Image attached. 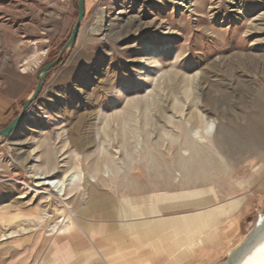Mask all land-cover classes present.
<instances>
[{"label":"rangeland","instance_id":"rangeland-1","mask_svg":"<svg viewBox=\"0 0 264 264\" xmlns=\"http://www.w3.org/2000/svg\"><path fill=\"white\" fill-rule=\"evenodd\" d=\"M76 3L0 0V129L64 47ZM85 11L64 65L20 128L0 138V256L9 246L50 244L86 190L117 173L128 184L159 153L184 181L209 186L212 166L225 185V151L236 161L242 143L264 131V0H85ZM101 11L106 28L93 31ZM202 117L216 133L199 143L191 132ZM193 166L201 173L190 174ZM67 175L63 198L37 186Z\"/></svg>","mask_w":264,"mask_h":264},{"label":"crops","instance_id":"crops-1","mask_svg":"<svg viewBox=\"0 0 264 264\" xmlns=\"http://www.w3.org/2000/svg\"><path fill=\"white\" fill-rule=\"evenodd\" d=\"M252 138L236 161L225 151V185L212 166L209 186L184 181L159 153L128 184L117 173L86 190L50 244L9 246L0 264L218 263L242 222L264 212V131Z\"/></svg>","mask_w":264,"mask_h":264},{"label":"water","instance_id":"water-1","mask_svg":"<svg viewBox=\"0 0 264 264\" xmlns=\"http://www.w3.org/2000/svg\"><path fill=\"white\" fill-rule=\"evenodd\" d=\"M76 11L78 12L77 18L74 25L72 26L73 28L71 30L70 36L66 40L64 47L61 49L60 53L58 54L55 60L49 62V64H46L45 66L37 70L36 72L37 81L34 86V91L23 102L19 114L15 118H13V120L7 126L0 129V138L6 139L7 137H10L13 132H15L17 129L20 128V125L25 120V114L28 112L29 109L33 107L34 103L39 98L43 90L44 82L46 78L49 76L50 72L56 69L58 66H63L64 62L69 56V53L75 47L81 29L80 26L86 14L85 0H77ZM259 223L260 220L258 218L254 227L252 228L251 235L249 237L250 239H248L247 243H245L243 250L235 258H232L233 256L231 258L227 257L225 264H236L237 261L239 262V260H241L249 252H251L254 245H256L258 241H260V238L264 236V225L262 226V228L258 229L257 227Z\"/></svg>","mask_w":264,"mask_h":264},{"label":"bare ground","instance_id":"bare-ground-1","mask_svg":"<svg viewBox=\"0 0 264 264\" xmlns=\"http://www.w3.org/2000/svg\"><path fill=\"white\" fill-rule=\"evenodd\" d=\"M106 19H107V17L105 15V12L101 11L97 16V21H96L95 25H93L94 26L93 31L98 30V31L104 32V30L106 28V26H105ZM199 121H200V128H198L195 131H192L191 136L198 138L199 143H203V141L205 139H207L210 136H213L216 133V125H215L214 121L204 119L203 117H202V119L200 118ZM46 178H49V177H46ZM37 179L42 180V179H45V177H41V178L38 177ZM70 180H71V178L69 175L64 176L62 178V180H56L54 178H52V179L49 178V180L47 179V181L38 182L37 186H40V187H43V186L48 187L49 186V187H51L52 190L53 189L56 190L58 196L63 198L65 196H67V194L65 192L67 191L68 184H69L68 181H70ZM16 218H18V215H12V216H8L6 218H3V221L5 222V225L8 226V224H10V222L15 220ZM258 218L260 220V223L258 224L257 228L260 229L264 225V214H258ZM250 235H251V232L241 242L237 243L232 248V250H230L228 252L227 257L231 258L233 256L232 258H235L243 250L245 243H247L248 239H250L249 238ZM225 263H226V259L221 261L218 264H225ZM236 264H264V236H262V238H260V241H258V243L256 245H254L251 252H249L247 255H245L241 260H239V262L237 261Z\"/></svg>","mask_w":264,"mask_h":264}]
</instances>
